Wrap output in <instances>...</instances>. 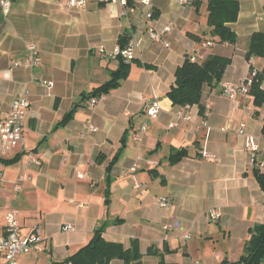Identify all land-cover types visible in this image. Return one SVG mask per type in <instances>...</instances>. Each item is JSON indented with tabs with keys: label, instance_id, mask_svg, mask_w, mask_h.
Wrapping results in <instances>:
<instances>
[{
	"label": "crops",
	"instance_id": "1",
	"mask_svg": "<svg viewBox=\"0 0 264 264\" xmlns=\"http://www.w3.org/2000/svg\"><path fill=\"white\" fill-rule=\"evenodd\" d=\"M193 1L151 0V20L142 6L125 18L120 5L97 0L74 8L62 0H13L10 13L0 15V120L16 97L29 101L22 146L0 141V157L14 158L0 161V239L12 208L23 234L38 227L42 236L38 246L18 256V264H61L103 222L107 241L128 247L138 239L143 264L160 260L150 247L165 248L162 257L169 264L235 261L249 228L264 222V194L251 172L254 160L264 171V102L256 107L249 93L234 99L222 93L223 83L242 82L250 67L264 72V57L245 58L251 34L264 32V0H238V18L230 24L234 44L187 36L208 30L205 3L199 0L195 11ZM148 27L161 39L152 40ZM131 33L138 44L127 78L88 108L82 94L109 78L118 65L111 55L118 39ZM28 43L38 48L31 68ZM209 55L228 57L230 63L217 86H203V114L197 105H173L166 92L177 66L187 56L201 62ZM155 98L161 109L149 118L145 108ZM74 104L72 118L60 124ZM171 122L177 125L169 128ZM240 123L256 138L254 154L238 133ZM180 147L187 155L170 164L171 149ZM203 150L210 157L202 156ZM164 197L170 200L165 207L158 203ZM212 210L217 219L210 218ZM116 219L122 221L112 223ZM65 224L74 229L62 230Z\"/></svg>",
	"mask_w": 264,
	"mask_h": 264
},
{
	"label": "trees",
	"instance_id": "2",
	"mask_svg": "<svg viewBox=\"0 0 264 264\" xmlns=\"http://www.w3.org/2000/svg\"><path fill=\"white\" fill-rule=\"evenodd\" d=\"M201 1L205 3V18L208 30L202 34L188 31L187 36L196 42H200L202 39H206V41H210L208 39H214L218 42L234 44L237 37L235 32L231 29L230 24L235 22L238 18V0ZM201 1H193L192 4L195 6V11L198 10ZM129 37V34L121 35L118 39V46L121 48L125 47ZM253 57H264V32L255 31L250 36V43L245 58L249 61ZM115 58L118 60V65L115 69L110 71L109 78L99 86L92 88L89 92L83 93L82 99L89 100L91 97L104 96L111 90L116 89L120 83L127 78L131 63L135 60L125 61L119 55ZM229 63L230 58L220 55H209L201 62L197 60L191 62L189 56L185 57L182 64L175 69L174 81L167 90L166 96L173 105L181 107L197 105L199 113L203 114L204 108L200 103L203 86H217ZM250 69H252V67H250ZM263 78L264 72H258L253 78L252 84L248 90V93L253 96V103L256 107L264 102V88L261 87ZM74 108L75 104L73 108L62 117L60 124H64L72 118ZM261 134L264 137V115ZM123 143L124 140L122 139V146ZM118 153L107 166V171L110 170L111 165L115 162ZM186 155V147L173 148L171 149L169 162L173 164ZM13 160L14 158L8 160L0 157V161L4 163H9ZM251 172L264 194V171L261 170L256 160H254ZM106 202H108V199H106ZM121 221V219H116L113 220L112 223L116 224ZM107 225V222H103L96 226L90 240L76 252L67 256L61 264H109L113 259H120L122 264H143L138 239H131L128 247H125L121 243L107 241L103 237V232ZM248 235L243 247V252L237 260L229 261L223 259L217 264H264V222L255 223L250 227ZM148 251L161 255L158 264H169L166 263L162 257L165 248L162 252H158V250L154 251V249L150 247Z\"/></svg>",
	"mask_w": 264,
	"mask_h": 264
},
{
	"label": "built area",
	"instance_id": "3",
	"mask_svg": "<svg viewBox=\"0 0 264 264\" xmlns=\"http://www.w3.org/2000/svg\"><path fill=\"white\" fill-rule=\"evenodd\" d=\"M100 4L107 3H116L120 5L121 11L120 16L128 18L130 15L134 14L138 6H142L144 10V16L146 19H153L155 16V12L152 7L151 0H97ZM13 0H0V15L6 17L12 8ZM85 0H62L61 4L63 6L74 8L80 7L84 4ZM180 4H186L187 0H179ZM148 35L152 40H160L161 33L157 32L153 28L147 29ZM169 30L168 26H165L163 31L166 32ZM138 44V40L134 33L130 34L129 40L125 47L121 48L117 46L113 53L111 54L114 58L116 56H121L125 61H130L135 57V48ZM207 44H211V42H207ZM102 54L105 55V51L103 49L100 50ZM25 53L27 63L26 65L31 68L38 61V48L33 43H28L25 45ZM190 61L194 62L195 58L193 56H189ZM258 71L252 67L249 70L246 78L238 83H223L222 84V93L230 99L236 98L237 95H247L250 85L252 84L253 78L256 76ZM43 84L52 85L51 81H43ZM102 97V96H101ZM101 97H91L88 100V108H92ZM29 107V101L23 95L16 97L10 106L7 115L0 120V141L7 145L8 147L14 146H22L24 142V116L25 112ZM187 107V106H184ZM161 109L160 102L155 98L150 103L147 104L145 110L146 114L149 118H155L159 114ZM177 118L182 119V113H177ZM183 119H190V116H183ZM205 124V123H204ZM177 125V122H171L168 124L169 128H173ZM87 126L91 129H96L92 124H87ZM143 129L145 128L142 125ZM238 133L244 137V145L247 151L254 154L258 150V145L256 142V138L247 134L244 131V124L240 123L238 127ZM201 155L204 157H210V155L206 151H201ZM30 163L40 165V162L36 159H31ZM170 200L167 197L158 198V203L160 206H167ZM209 216L211 219H217L219 214L212 210L209 212ZM74 227L71 224H65L62 226V230H73ZM189 235H185V238H188ZM42 241L40 228L36 227L31 229L29 232L23 234L21 232V226L18 219V210L10 209L5 215V233L3 237L0 239V254L3 257L2 264H18V256L21 254H27L32 249H34L38 244ZM195 264H201L196 261Z\"/></svg>",
	"mask_w": 264,
	"mask_h": 264
},
{
	"label": "rangeland",
	"instance_id": "4",
	"mask_svg": "<svg viewBox=\"0 0 264 264\" xmlns=\"http://www.w3.org/2000/svg\"><path fill=\"white\" fill-rule=\"evenodd\" d=\"M13 209V208H12ZM15 209V208H14ZM218 213V212H217ZM219 214V213H218Z\"/></svg>",
	"mask_w": 264,
	"mask_h": 264
}]
</instances>
